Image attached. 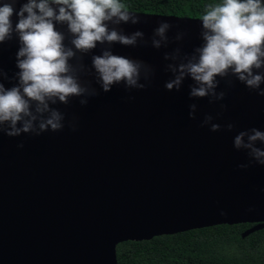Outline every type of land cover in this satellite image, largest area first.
I'll return each mask as SVG.
<instances>
[{
  "label": "water",
  "instance_id": "95a60500",
  "mask_svg": "<svg viewBox=\"0 0 264 264\" xmlns=\"http://www.w3.org/2000/svg\"><path fill=\"white\" fill-rule=\"evenodd\" d=\"M131 12L139 23L109 27L142 31L136 46L98 44L70 61L85 66L80 80L97 94L52 105L64 115L62 129L15 137L0 132V264H117L116 245L127 240L220 224H252L241 237L264 228V165L233 146L240 131H264V96L235 76L217 77L216 91L225 92L218 101L190 97V78L179 90H167L173 74L166 65L178 61L165 60V53L179 49L182 56L201 46L202 22ZM16 20L13 15V27ZM161 22L171 27L167 42L155 48L152 40L160 38L154 29ZM56 27L71 46L66 25ZM19 46L15 32L0 43L6 88L17 83ZM103 48L143 61L148 68L141 70L140 83L146 87L121 83L104 92L91 67ZM191 104L197 106L195 118L189 117ZM205 116L220 129L202 125ZM257 146L264 148L259 141Z\"/></svg>",
  "mask_w": 264,
  "mask_h": 264
},
{
  "label": "clouds",
  "instance_id": "9594fccd",
  "mask_svg": "<svg viewBox=\"0 0 264 264\" xmlns=\"http://www.w3.org/2000/svg\"><path fill=\"white\" fill-rule=\"evenodd\" d=\"M15 3L17 0L0 3V43L11 39L15 32L20 45L16 52L17 83L6 88L2 82L6 74L0 70V132L15 137L22 133L58 131L63 127L64 115L52 105L68 104L70 97L97 94L80 80L79 72L85 66L70 61H79L78 53L87 54L98 44L136 46L138 38L144 36L142 31L124 34L109 24H137L139 17L121 0H25L18 10L13 6ZM13 15L17 17L14 27ZM199 20L201 46L182 56L179 49L174 54L165 53V60L178 61L166 65L173 78L165 82V88L179 90L183 81L190 78L193 81L189 86L190 97L218 101L225 92L216 91L217 77L235 76L247 88L264 96V88L260 87L264 72L259 71L264 69V0H221L208 5ZM57 24L66 25L71 46L65 44V33L57 29ZM170 27L169 23L161 22L154 29V37L160 39L153 38V47L160 48L161 41L167 42L166 30ZM91 67L104 92L121 83L126 88L146 87L140 78L141 70L148 66L143 61L113 54L110 48L93 55ZM144 78L148 79V71ZM86 103V99L80 100L81 105ZM196 107L189 105L190 118H195ZM212 119L205 116L202 125ZM220 127L210 123L211 131ZM226 127L231 130L233 125L229 123ZM258 141L264 144V131L251 128L236 134L233 146L247 150L250 162L264 165V148L257 146Z\"/></svg>",
  "mask_w": 264,
  "mask_h": 264
},
{
  "label": "trees",
  "instance_id": "16d2710c",
  "mask_svg": "<svg viewBox=\"0 0 264 264\" xmlns=\"http://www.w3.org/2000/svg\"><path fill=\"white\" fill-rule=\"evenodd\" d=\"M128 10L200 18L221 0H121ZM250 223L220 224L116 245L117 264H264V228L245 237Z\"/></svg>",
  "mask_w": 264,
  "mask_h": 264
}]
</instances>
